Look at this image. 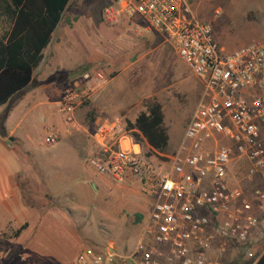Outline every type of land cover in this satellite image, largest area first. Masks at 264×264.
I'll return each instance as SVG.
<instances>
[{"label": "built area", "instance_id": "built-area-1", "mask_svg": "<svg viewBox=\"0 0 264 264\" xmlns=\"http://www.w3.org/2000/svg\"><path fill=\"white\" fill-rule=\"evenodd\" d=\"M195 1L122 0L101 9L108 24L125 13L137 15L147 29L170 40L199 79L200 91L166 162L147 156L121 119L95 123L98 154L89 155L86 164L114 181L137 183L152 201L129 253H96L83 246L69 264H110L114 256L125 264H224L228 242L252 244L264 237V179L249 191L229 185L233 159L248 162L242 174L247 183L264 167V148L258 144L264 122V36L225 51L209 23L192 12ZM83 89L57 102L66 130L76 129L74 110L88 98ZM58 137L46 130L43 140L51 144ZM220 138L229 143L217 146ZM205 141L213 145L207 148Z\"/></svg>", "mask_w": 264, "mask_h": 264}, {"label": "rangeland", "instance_id": "rangeland-1", "mask_svg": "<svg viewBox=\"0 0 264 264\" xmlns=\"http://www.w3.org/2000/svg\"><path fill=\"white\" fill-rule=\"evenodd\" d=\"M116 1L118 0H69L68 6L64 9L54 31L50 46L46 50L47 54L41 62V67L54 68L53 73L47 76L44 82H53L60 91L55 108L57 102L65 93H73L84 88L90 96L95 86L97 87L104 81L99 72L105 71L107 77H109L111 71L122 69L123 64H126V57L130 55L129 59H131L136 52L139 55L144 53L141 60L103 86L105 91L108 93L113 92L116 96L123 95L128 91L130 96L126 98L127 103L134 101L135 103L131 105L128 112L113 111V113H107L106 111L104 113L111 114L110 116L119 113L123 116L122 121L126 125L127 120H133L134 116H131L133 113L136 115L143 109L146 98H154L161 106L166 130L172 129V131L176 130L181 133L190 112L196 104L200 87L199 79L191 75L187 66L178 58L170 40L154 31H150V42L143 45L140 43L142 34L139 33L133 36L134 33L132 32V35H129L127 30H130L128 25L130 22L137 21L138 24L141 23L142 26H145L137 15L123 16L120 17L121 20L117 24H108L102 18L101 9L104 5ZM263 5L264 0H203L196 17L209 23L213 35H215L213 31L214 21L221 22L223 25L217 34L226 36L228 44L226 47H229L238 42H248L264 36V8H260ZM133 38L136 41V46L134 49H129L131 45L128 42H132ZM217 40L218 44H220L219 40L222 42L221 39ZM121 50L127 52L125 59H120L122 57L120 56ZM51 59H53V63L48 62ZM86 73L88 76L84 78L83 75ZM40 83L35 81L34 84ZM28 87L14 94L5 106L0 108L2 116L8 112L17 98L26 92ZM47 98L51 100L53 97L39 96L41 101L47 100ZM81 105H83V102ZM54 112L56 113V110ZM30 115H33L34 120L38 121L36 123L38 129L35 130L37 142V139L40 138V129L47 125L48 117L41 108L31 112ZM90 116V119L84 117L79 125L76 123L77 128L74 129L76 132L82 131L84 126V132L87 139L90 140L89 153L86 155L85 160L89 155L98 154V148L93 143L91 134L96 121L105 115L94 110ZM263 125L264 122L259 124L258 137V144L262 148H264ZM23 126L22 123L21 127ZM180 137L178 138L180 139ZM178 138L171 148L176 147ZM135 140L139 141L142 149L146 151L142 140ZM227 143H229L227 139L220 138L216 145ZM64 144L67 149L72 151L71 156L80 153L78 144L74 142L67 143V140H62L49 146L34 145V151L42 155L39 157L40 159H33L26 153H24V156L20 155L23 159L20 167L24 168V175L21 180H32L33 173L40 174L39 167L46 170L47 162H49L48 156L63 153L65 150ZM210 145L212 146L213 143L204 142L205 147L209 148ZM168 151L172 152L171 149H168ZM247 165L248 162L244 157L235 158L231 161L229 167L230 186H239L249 191L254 184H258L264 179L263 167L261 172L254 177L255 183L253 185L243 181L242 174ZM87 167L93 171L88 164ZM72 173L76 174L75 172ZM73 174L68 180V186L71 187L77 182H84L83 179ZM111 183L117 186L126 184L128 188L134 190L139 195L137 198L141 199L140 202L137 201L140 211L129 209V207L135 206V203L130 201V197L120 198L115 192L110 194L106 202L101 203L98 192H96L94 186H91V201L73 199L70 203L71 206L65 207L64 210L60 205L61 202H50L49 206L52 207V210L60 211L62 215H59V217L41 215V221L44 222L39 228L30 227L17 237L13 235L11 230L0 234V264H65L66 258L60 261H54L50 258L51 254H62L57 252L56 249L60 243H63V239L65 244L67 243L72 247L71 250H76V253L83 246L93 247L99 252L110 249L120 256L129 253L139 236L143 218L149 209L152 198H145L137 183L114 180ZM17 188L19 192L18 199L21 203H24L21 188L20 186H17ZM45 188L47 189V186ZM25 199L31 204L28 197H25ZM31 207L41 213L49 209L48 206H46V210L36 205ZM103 216L109 220H106ZM62 222L67 230H64ZM38 229L41 232L39 235L36 233ZM67 232L68 236L65 238ZM252 244L255 248L260 249L264 244V238L258 239ZM248 251L252 252L250 256L247 255ZM69 253H71V256L73 250ZM252 254L251 248H245L241 244L230 241L226 246L223 261L224 264H251L248 257H251ZM114 257L122 261L118 256ZM72 259L67 262L70 263Z\"/></svg>", "mask_w": 264, "mask_h": 264}, {"label": "crops", "instance_id": "crops-1", "mask_svg": "<svg viewBox=\"0 0 264 264\" xmlns=\"http://www.w3.org/2000/svg\"><path fill=\"white\" fill-rule=\"evenodd\" d=\"M119 1L122 0H118V2ZM202 4H203V0H196L192 4V12L194 13L195 16H197L196 14L199 13ZM260 8L263 9L264 5L261 6ZM123 16H132V15L125 13L121 17ZM58 23L51 32L49 42L42 50V58L39 64L34 68L31 75V79L29 83L25 86V87L29 86L28 89L26 90V92L22 93L17 98V100L10 106L8 112H6L3 116L2 114H0V234L11 230L13 232V235L17 237L22 232L24 233V231H27V229H29L30 227L39 228L40 225H42V222H44L41 221V217H42L41 215L44 214L47 216L55 215L58 217L59 215H62V212L56 211L54 209L52 210V207L49 205H48L49 207L48 210H46V207H42L43 210L46 211L44 213H41L33 209L29 204L26 205L24 203H21V201L18 199L19 192L17 188V186L21 185V182L26 183L27 186L43 183L45 187L47 186V189L46 188L45 189L47 195L50 197V202L52 203L61 202L60 205L61 207H63V210L65 207L71 206L70 203L73 199H79L80 201L85 200L86 202L91 201V192H92L91 186H94L96 192H98L99 201L101 203L106 202L109 199L110 194H113L115 192L120 198H124L126 196L130 197L131 198L130 201L134 202L135 206H131V207L128 206L129 209H132L133 211L137 210L138 212L140 211V207H138L139 205L138 202H140L141 199L137 198L139 195H137V193L131 188H128V185L120 184L118 186L121 187H118L116 184L111 183L112 179H110L108 176L97 174L95 171L88 169L87 164L85 162V157L89 153L90 140L87 139V135L84 132L85 127L83 126V130L78 132H76L74 129L66 130L60 117L57 115V113L54 112L55 103L57 98L59 97L60 91L53 82H44L47 76L53 73L54 68L41 67V62L43 61L45 55L47 54L46 50L50 46L54 31ZM130 24H128L130 30L129 29L127 30L129 31L128 32L129 35H132V32L134 33L133 36H136L137 34L140 33L142 34L140 43L146 45L147 42H150L149 41L151 39L150 31H154V30L147 29L146 26H142L141 23L138 24L137 21H132L130 22ZM213 24H214L213 31L215 32V35H213L214 40L217 43V45L222 49L224 50L227 49V51H229L246 43V42H238L237 44L226 47V45H228L226 42L227 39L226 36L222 34H217V32L221 29L223 24L216 20L214 21ZM10 25H11V20L7 16V11L5 10V7H0V33H4L8 31ZM217 39H221L222 42H220L219 40L220 44H218ZM128 44L131 45L129 49H134L136 46V41L133 38V41L128 42ZM126 55L127 52L121 50L120 56L122 57L120 59L122 58L125 59ZM129 56L126 57L125 59L126 64H123L122 69L111 71L109 73L110 75L109 77H107L105 71L100 70L101 72H99V74H101L102 80L104 81L101 82L100 85H98L97 87L95 86V89L91 92L90 96H88L87 100L83 102V105L81 106L79 105L80 107L77 106L74 110V115H73L74 120L76 123H78V125L80 124L79 122L84 117H88L90 119L91 118L90 115L93 114L94 110L102 113V115H105L104 117L99 118L97 121L101 119H115V118L123 120V116L120 115L119 113L110 116L111 114H106L104 112L106 111L107 113H113V111L128 112L129 108L133 103H135V101L132 103H127L126 98L127 97L129 98L130 96L128 91L125 92V94L123 95L116 96L113 92L108 93L107 91H105L103 86H105L108 82L114 80L122 72H125L133 64L137 63V61L141 60L142 57L144 56V53L139 55L136 52L133 58L131 59H129L130 58ZM52 60L53 59L48 60V62L53 63ZM35 81L41 83L34 84ZM25 87H23L22 89H25ZM199 91H200V87L198 89V94ZM40 95H46L53 98L51 100H48L49 98H47V100L41 101L39 99ZM6 102L0 104V108H3ZM40 108L44 111L45 115L48 117V120H47V125L44 126V128L42 127L40 129L39 132L40 138H38L36 142L35 130L38 129V126L36 125L38 121H35L34 116L30 114L31 112H34L37 109L40 110ZM134 114L135 113H133L131 116L135 117ZM22 123L24 125L23 127H21ZM75 128H77V125ZM46 130L56 131L59 134L58 139L51 144H55L62 140H67V143L74 142L78 144V146H80V153L78 154L75 153V155L71 156L72 151L67 149L66 145L64 144L65 150L63 151V153L48 156L49 162H47L46 170L39 167V169L41 170L40 174L33 173L34 175L32 180L30 181L28 179L26 181L21 180V178L24 175V168L20 167L23 162V159L20 155L24 156L25 155L24 153H26L29 154V156L33 159L36 158L40 159L39 157L42 155L39 152L34 151V145L36 144L38 146L51 145L45 143L43 140ZM263 130H264V125L262 126V131ZM182 132L180 133L179 131L176 130L172 131V129L167 130V136H168L167 149H171L172 151L175 149V147L171 148L172 144H175L177 138L180 137ZM32 170H34V168H32ZM72 172H75L76 174H73ZM72 174L79 177L80 179H83L84 182H77L71 187L68 186V180L70 179ZM16 176H18L19 178ZM126 183H130V182H126ZM250 183H252L253 185L255 183V179ZM143 195L145 198H150V196L144 193ZM78 206H80V204H78ZM104 218H106V220H109L107 219V217ZM23 224H25V226L17 234H15L14 233L15 230ZM61 224L62 226L64 225L63 226L64 230L65 229L67 230L65 224L63 222ZM39 230L40 229L36 231L38 235L41 233ZM67 236H68V232L64 237L67 238ZM263 238L264 237H260L259 235V240ZM62 242L63 243H60V245L56 249L57 252H60L62 254L60 255L58 253L54 255L51 254L50 258L53 259L54 261H60L61 259L66 258L67 260L64 261L66 264L68 263L67 261L74 258V256L77 253L75 249H72L73 253L70 256L71 253L69 252L72 251L70 249L72 247L69 246L67 243L65 244L64 239L62 240ZM263 246L264 244L262 245V247Z\"/></svg>", "mask_w": 264, "mask_h": 264}, {"label": "trees", "instance_id": "trees-1", "mask_svg": "<svg viewBox=\"0 0 264 264\" xmlns=\"http://www.w3.org/2000/svg\"><path fill=\"white\" fill-rule=\"evenodd\" d=\"M69 0H0L11 20L8 31L0 33V104L25 87L34 68L42 58V50L50 40L51 32L59 22ZM2 5V6H1ZM126 129L134 139H140L146 147V155L160 161H168L172 152L167 149V130L160 104L154 98L144 100L143 109L132 121H126ZM43 186H42V185ZM44 187V188H42ZM23 202L30 206L46 207L50 197L43 183L20 185ZM25 224L15 230L17 234ZM251 248L248 257L251 264H264V246L255 248L254 244H242ZM96 253H102L91 247ZM254 248V249H253ZM110 264H125L113 257Z\"/></svg>", "mask_w": 264, "mask_h": 264}]
</instances>
